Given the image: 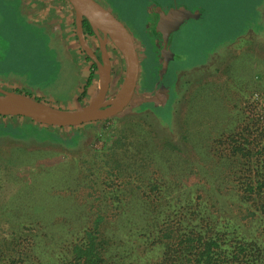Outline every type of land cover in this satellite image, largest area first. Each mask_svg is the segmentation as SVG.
Listing matches in <instances>:
<instances>
[{"label":"rangeland","instance_id":"rangeland-1","mask_svg":"<svg viewBox=\"0 0 264 264\" xmlns=\"http://www.w3.org/2000/svg\"><path fill=\"white\" fill-rule=\"evenodd\" d=\"M20 1L0 0V77L14 82L7 83L5 86L10 88L5 90L19 91L65 110L88 104L97 89L90 86L77 101L67 99L71 90L72 95L77 90L76 84L81 86L83 82L80 65L73 64L58 32H53L50 26L26 22ZM100 1L122 20L135 41L140 72L132 100L111 119L74 127L50 126L23 117L4 119L12 124L9 126L12 129L4 128L0 134V237L2 233L28 227V219L38 221L35 229L81 230L92 227L93 220L100 216L102 230L110 239L111 255L124 254L119 264H160L162 248L133 233L144 231L149 223L159 237L160 229L169 228V223L165 216L157 217L170 213L171 219L177 220L172 211L177 209V198L192 205L199 191L209 196L221 184L218 193L224 197V207L222 210L216 203L215 209L223 214L230 209L236 216L246 214L247 206H239L238 196L231 187L239 182L235 173L238 170H226L225 177L217 174L214 184L207 181L205 174L194 176L201 185L199 190L191 188L192 157L196 155L197 163L207 165V160L200 157L198 146L191 144V134L203 133L209 144L212 139L226 137L245 126L251 128L250 138L264 135V0H178L201 15L171 33L168 48L173 58L164 78L155 81L156 64L161 67V58L155 51L160 54L156 46L160 47L161 41L153 32L149 0ZM95 30L98 39L90 38L92 45H101L99 48L112 69L105 94L107 100L122 82L125 62L110 37ZM37 88L42 94L36 95ZM132 129L165 135L183 151L180 154L173 149L166 153L169 169L166 173L132 180L130 185L117 190L124 177L113 169L111 147L126 130ZM76 132L80 134L78 145L62 143L52 136L68 139ZM213 147L221 149L216 144ZM136 156L139 162L140 153L136 152ZM90 163L94 175L87 173L78 180L80 166L83 171ZM37 180L50 183L42 192L33 191ZM154 184L161 187L160 201H156V195L149 196ZM140 197L150 201V211L158 221L140 206L146 204L145 200L135 204ZM168 199H172L171 208L167 207ZM132 207L137 211L120 216ZM159 210L161 213L157 214ZM245 227L256 229L249 223ZM259 235L264 237L261 232ZM150 238L155 239L154 234ZM124 240L131 247L127 242L122 246Z\"/></svg>","mask_w":264,"mask_h":264},{"label":"trees","instance_id":"trees-1","mask_svg":"<svg viewBox=\"0 0 264 264\" xmlns=\"http://www.w3.org/2000/svg\"><path fill=\"white\" fill-rule=\"evenodd\" d=\"M81 27L83 32L93 34L92 27L85 18L81 20ZM156 47L158 50V44ZM155 52L161 58L160 54ZM86 60L90 61L89 74L78 99L85 96L87 89L95 83L97 66L88 56H86ZM156 66L158 68L153 75L154 81L160 79L157 74L160 66L158 64ZM165 73L162 74V79ZM147 78L150 79V76ZM150 83H152L151 79ZM4 128L6 131L12 129L8 125H0V130L4 131ZM126 131L115 143V146L111 147L113 148L111 150L113 169L116 170V174L124 177L117 190H120L121 186L130 185L132 180L141 181L142 177H154L158 173H166L169 170L166 153L173 149L178 150L180 154L183 151L167 136L161 137L160 133L158 136L154 135L152 130L132 129L131 132ZM250 131L251 128L245 126L226 137L212 139L211 144L203 133L191 134V144L193 145L194 142V146H198V151H201L200 157L207 160L206 165L205 162L197 163L196 155L192 157L191 188L199 190L201 185V182L194 176L200 174L204 176L205 174L208 177L207 181L211 180L209 183L214 184L215 176L220 174L224 176L226 170H238L235 173L238 175L239 182H234L235 189L233 186L231 187L238 196L239 206H247L246 214L244 217L243 215L236 216L231 209L230 212L226 211L223 214L215 209L216 203L222 210L224 207V197L218 193L221 184H218L215 192L208 191L209 196L206 193L202 195L199 191V194L194 196L192 205L188 202L184 204L180 198H177V209L172 208L177 220L176 218L171 219L170 213L157 217L165 216L168 220L166 222L169 223V228L160 229L159 237L155 232H152L149 223L144 231L139 230L133 233L135 237L144 238L151 245L159 249L162 248L163 258L160 264H264V237L259 235L260 232L264 234V135L258 134L255 139L250 138ZM52 136L67 144L78 145L80 141L78 132L69 136L68 139H63L58 135ZM214 144L220 146L221 149L214 148ZM136 152H139L141 156L139 162L136 159ZM79 169L80 172L76 175L78 180L85 177L87 173L94 175L91 163L83 171L81 166ZM182 171H186V168H182ZM209 175H211V179ZM226 176L230 178L227 174ZM163 179H167V176H163ZM230 182L228 181V184ZM49 183V180H37L36 186L32 190L42 192ZM142 184L144 185V183ZM140 188L141 183L138 189ZM183 191L186 190L183 189ZM160 193L161 187L154 184L149 196L153 198L156 195V201H160ZM229 198L233 200L234 196ZM144 200L141 197L137 198L135 204L142 203ZM171 200H167L169 208H171ZM145 202L146 204L139 205L148 211L150 217H154V212L150 211V201L145 200ZM22 203L26 204V200H23ZM135 211L137 209L132 207L128 213H121L120 216H127ZM160 213L159 210L157 214ZM153 219L158 221L155 217ZM23 221L24 217L18 223ZM37 222L28 219V227H20L4 235L1 234L0 264H119L124 257V254L120 252L111 255L110 239L105 236L104 230H102V217L100 216L93 220L92 227L81 230H70L64 227H53L55 230H47L42 227L35 229ZM247 223L256 229L246 228ZM181 230H185V232L181 233ZM152 234L155 239L150 240ZM126 242L124 240L122 246ZM127 244L131 247L129 242Z\"/></svg>","mask_w":264,"mask_h":264},{"label":"water","instance_id":"water-1","mask_svg":"<svg viewBox=\"0 0 264 264\" xmlns=\"http://www.w3.org/2000/svg\"><path fill=\"white\" fill-rule=\"evenodd\" d=\"M67 2L76 13L79 29L82 18H85L94 32L97 28L108 35L121 51L125 69L119 88L111 98L105 100L108 76L107 73L106 76H103L104 78L100 75L99 87L101 91H96V96L94 95L95 97L93 96L88 104L72 110L53 107L22 93L0 89V117H23L50 126L74 127L114 117L130 104L140 72V60L132 34L121 20L97 0H67ZM155 14L157 21L153 27V32L158 33L162 41L160 48L161 67L157 72L161 79L172 58V53L168 48L171 33L178 30L186 21L198 19L201 13L192 11L182 4L170 5L165 11L158 4ZM94 58L98 62L95 56ZM103 70L101 68L100 72ZM8 98L11 100H6Z\"/></svg>","mask_w":264,"mask_h":264},{"label":"crops","instance_id":"crops-1","mask_svg":"<svg viewBox=\"0 0 264 264\" xmlns=\"http://www.w3.org/2000/svg\"><path fill=\"white\" fill-rule=\"evenodd\" d=\"M20 9L23 10L27 23L42 25L44 27L50 26L53 32L59 33L61 40L65 41L66 51L70 55L73 64L76 62L80 65V78L83 81L81 84L82 87L86 83L90 67V61L86 60V56H88L97 66V72L94 77L95 83L93 85L96 89H98L99 87L100 75L102 73L98 71V65H101V68L106 70L108 79L110 78L111 65H108V58L103 56L102 49L100 48V58H97L98 62L96 61V59L94 58L95 55L92 51V40H90V38L83 34L81 26V28L79 29L76 13L71 5L67 2V0H21ZM99 47H101V45ZM0 82V84L3 86H5L7 83L14 84V82L7 81L3 77H0ZM11 84L10 86H14ZM79 85L80 83L76 84L77 90L74 91L73 95L71 90V93H69L67 99L73 101L78 100V95L82 91V88ZM4 88L10 87L5 86ZM41 92L42 91L38 88L35 91L36 95L42 94ZM1 118L0 125H12L11 123L5 122L4 119H6L7 117ZM2 132L3 130H0V134H2Z\"/></svg>","mask_w":264,"mask_h":264},{"label":"flooded vegetation","instance_id":"flooded-vegetation-1","mask_svg":"<svg viewBox=\"0 0 264 264\" xmlns=\"http://www.w3.org/2000/svg\"><path fill=\"white\" fill-rule=\"evenodd\" d=\"M100 4H102V2L100 1V0H97ZM160 5L165 11L168 9V7L170 6V5H178V4H180L179 3V1L178 0H149L148 1V3H147V7H148V10H149V12H150V14L154 17V23H153V26L152 27H154V25H155V23H156V21H157V15L155 14V9H156V7H157V5ZM103 5V4H102ZM104 6V5H103ZM105 7L106 8H108L106 5H105ZM113 14H114V12L110 9V8H108ZM115 16H116V14H114ZM119 20H121L118 16H116ZM122 21V20H121ZM83 31V30H82ZM92 31H93V34L92 35H90V34H88V33H86V32H83V34L85 35V36H87L88 38H94V39H98V36H96V34H95V32H94V30L92 29ZM132 34V33H131ZM157 35H158V37H159V39L161 40V36L158 34V33H156ZM161 44H162V41H161ZM99 46V45H98ZM160 48H161V45H160V47H159V52H160ZM92 51H93V53L96 55V57L97 58H100V48L99 47H93L92 46ZM170 62V61H169ZM158 80V79H157ZM0 89H2V90H5V88L3 87V86H1L0 85Z\"/></svg>","mask_w":264,"mask_h":264},{"label":"bare ground","instance_id":"bare-ground-1","mask_svg":"<svg viewBox=\"0 0 264 264\" xmlns=\"http://www.w3.org/2000/svg\"><path fill=\"white\" fill-rule=\"evenodd\" d=\"M106 76V70H104L102 73H101V76L103 77V76ZM104 78V77H103ZM101 86L103 87V84H101ZM99 91H101V88L99 87L98 88V90H97V92H99ZM96 96V95H95ZM6 100H11V98H8V99H6Z\"/></svg>","mask_w":264,"mask_h":264}]
</instances>
